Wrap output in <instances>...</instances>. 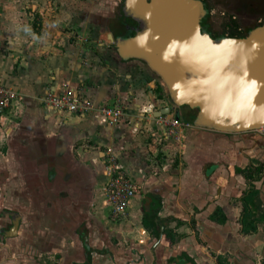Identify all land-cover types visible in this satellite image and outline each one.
Returning a JSON list of instances; mask_svg holds the SVG:
<instances>
[{"label":"crops","instance_id":"crops-1","mask_svg":"<svg viewBox=\"0 0 264 264\" xmlns=\"http://www.w3.org/2000/svg\"><path fill=\"white\" fill-rule=\"evenodd\" d=\"M119 2L0 0V82L19 94L0 117V213L21 220L16 237L1 236L0 264H73L90 244L109 254L94 264H264L263 134L170 127L155 78L111 56ZM67 89L89 106L44 101ZM117 102L126 115L110 126L101 108ZM107 147L139 187L119 220L106 202ZM146 214L164 227L157 247ZM9 222L0 216V229ZM167 227L176 235L165 244Z\"/></svg>","mask_w":264,"mask_h":264},{"label":"water","instance_id":"water-1","mask_svg":"<svg viewBox=\"0 0 264 264\" xmlns=\"http://www.w3.org/2000/svg\"><path fill=\"white\" fill-rule=\"evenodd\" d=\"M205 13L201 0H121L108 25L114 57L145 69L162 87L167 106L159 116L185 121L181 109L189 107L196 128L254 133L264 126V25L244 37L213 38L202 30ZM9 212L0 213L13 223L11 232L0 231L4 236L19 228Z\"/></svg>","mask_w":264,"mask_h":264},{"label":"built area","instance_id":"built-area-1","mask_svg":"<svg viewBox=\"0 0 264 264\" xmlns=\"http://www.w3.org/2000/svg\"><path fill=\"white\" fill-rule=\"evenodd\" d=\"M19 98V94L12 88L7 87L0 82V117H2ZM44 101L62 110L77 113L88 107V102L81 101L80 97L72 89H67L59 95L50 94ZM92 107V103L89 101ZM106 122L110 126L119 125L123 122L126 115L125 106L116 103L112 106L105 105L101 108ZM170 127H189L188 122L174 118L169 123ZM173 133V130H170ZM103 167L106 175L105 195L106 202L110 207V216L112 220H119L126 216L130 199L139 192V187L132 182L131 177L119 163V154L114 147H107L103 151Z\"/></svg>","mask_w":264,"mask_h":264},{"label":"flooded vegetation","instance_id":"flooded-vegetation-1","mask_svg":"<svg viewBox=\"0 0 264 264\" xmlns=\"http://www.w3.org/2000/svg\"><path fill=\"white\" fill-rule=\"evenodd\" d=\"M201 1L203 2L206 10V13L201 21L202 30L207 32L213 38H218L221 36L244 37L254 28L264 25V0ZM11 212L12 211L9 213ZM13 214L19 221L20 228V217L17 213ZM6 216L9 218L10 222L3 228L6 230V232H11V229L13 228L12 218L8 214H6ZM3 228H1L0 231ZM19 228L18 231H15L12 236H4L0 232V240L2 235L7 238L16 237L18 235ZM85 248L86 251L83 256L84 258H78L73 264H94V260L97 255H99L98 257L104 253V256L106 257L109 255H107V250L102 252L100 249H98L99 247H96L92 244L89 246L86 245ZM58 261L59 259H53V261H49L48 263L59 264Z\"/></svg>","mask_w":264,"mask_h":264},{"label":"trees","instance_id":"trees-1","mask_svg":"<svg viewBox=\"0 0 264 264\" xmlns=\"http://www.w3.org/2000/svg\"><path fill=\"white\" fill-rule=\"evenodd\" d=\"M112 55L114 56L113 52H112L111 56ZM181 113H183L185 122H188L190 124L193 122L194 116L196 114V112L194 110L190 109L189 107L182 108L181 109ZM154 219L155 218L153 217L152 214H146L144 216L145 224H147L150 227H156L157 228V232H159L160 231V229H159L160 227H159V225L156 224ZM164 235H165V238H164L165 244H167V243H173L176 233L174 232V229H172L170 227H167V229H165Z\"/></svg>","mask_w":264,"mask_h":264},{"label":"rangeland","instance_id":"rangeland-1","mask_svg":"<svg viewBox=\"0 0 264 264\" xmlns=\"http://www.w3.org/2000/svg\"><path fill=\"white\" fill-rule=\"evenodd\" d=\"M88 41H91V40H88ZM88 45H90V44H88ZM159 90L161 91V90H163V89H162V88H159ZM182 115H183V113H182ZM256 132H257V131H255L254 133L257 134ZM258 132H259V131H258ZM260 132H261V133L263 134V136H264V129H263V130H260ZM261 133H260V134H261ZM48 261H51V260H48Z\"/></svg>","mask_w":264,"mask_h":264},{"label":"bare ground","instance_id":"bare-ground-1","mask_svg":"<svg viewBox=\"0 0 264 264\" xmlns=\"http://www.w3.org/2000/svg\"><path fill=\"white\" fill-rule=\"evenodd\" d=\"M264 129V126L263 127H261L259 130H256V131H260V130H263Z\"/></svg>","mask_w":264,"mask_h":264}]
</instances>
